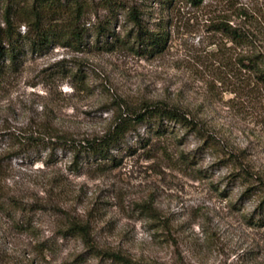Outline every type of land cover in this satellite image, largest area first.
<instances>
[{"label": "rangeland", "instance_id": "rangeland-1", "mask_svg": "<svg viewBox=\"0 0 264 264\" xmlns=\"http://www.w3.org/2000/svg\"><path fill=\"white\" fill-rule=\"evenodd\" d=\"M80 1L90 24L107 20L99 0ZM119 1L113 37L27 52L0 76V264H120L103 254L131 264H264V85L235 64L264 55V0ZM127 7L149 30L162 23L163 53L118 46L134 30ZM216 19L253 43L226 42L210 31ZM153 105L179 109L194 131L165 123L156 135L138 124L110 151L114 160L31 141L98 139ZM71 222L88 227L98 255L67 235Z\"/></svg>", "mask_w": 264, "mask_h": 264}, {"label": "trees", "instance_id": "trees-1", "mask_svg": "<svg viewBox=\"0 0 264 264\" xmlns=\"http://www.w3.org/2000/svg\"><path fill=\"white\" fill-rule=\"evenodd\" d=\"M173 0H163V4L170 6ZM192 7L198 8L204 0H185ZM98 7L104 10L107 20L99 24H90L91 7L80 0H0V76L6 71L18 67L20 57L27 52L39 53L49 46H61L74 50L86 45V38L95 35L96 41L113 37L110 31V20L114 13L122 6L119 0H99ZM126 8V7H125ZM129 22L133 24L129 41L115 39L118 46H127L135 53L143 55L161 54L166 49L169 34L162 23L157 31L149 30L142 24L140 13L135 7H127ZM24 27L25 32L20 31ZM210 31L222 37L236 48L247 43L252 44L251 36L240 28L233 27L229 21L216 19L210 26ZM112 45V44H111ZM229 50V49H227ZM218 52V49L216 50ZM236 63L246 73L253 75L256 81L264 85V55L251 53L235 59ZM141 123L155 126L154 134L164 135L165 123H174L183 129L194 131V123L186 118L179 109L173 106H146L132 116L120 117L115 120L113 127L98 139L84 140L75 143L71 140L50 137L47 143L42 140H32L41 143L52 151L68 149L79 159L93 158L98 160H114L110 151L119 147L125 136L134 131ZM52 139H55L53 141ZM38 141V142H37ZM39 144V145H41ZM12 206L19 207L12 203ZM264 209V198L260 204ZM88 227L82 223L71 222L67 235L82 238L93 254L98 255L92 243H88ZM120 264H131L118 254H103Z\"/></svg>", "mask_w": 264, "mask_h": 264}]
</instances>
